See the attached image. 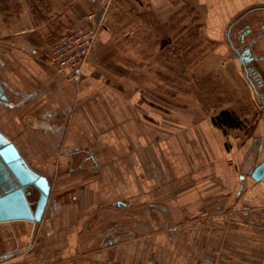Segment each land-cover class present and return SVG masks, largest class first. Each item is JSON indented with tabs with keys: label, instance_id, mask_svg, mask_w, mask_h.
Here are the masks:
<instances>
[{
	"label": "crops",
	"instance_id": "obj_1",
	"mask_svg": "<svg viewBox=\"0 0 264 264\" xmlns=\"http://www.w3.org/2000/svg\"><path fill=\"white\" fill-rule=\"evenodd\" d=\"M135 1L169 29L185 7L200 8L218 56L233 52L239 22L264 18V0ZM116 5L70 84L47 51L81 24L89 0H0V134L50 185L39 222L0 221V264H212L202 243L205 232L215 237V217L237 221L264 247V177L237 175L243 204L226 212L250 142L198 112L141 98L123 68Z\"/></svg>",
	"mask_w": 264,
	"mask_h": 264
},
{
	"label": "rangeland",
	"instance_id": "obj_2",
	"mask_svg": "<svg viewBox=\"0 0 264 264\" xmlns=\"http://www.w3.org/2000/svg\"><path fill=\"white\" fill-rule=\"evenodd\" d=\"M59 1L67 5L73 0ZM113 4L119 8L115 35L124 58L123 68L126 73L137 76L143 100L175 112L185 109L190 113L198 112L211 123L220 111L227 110L241 122V128L237 129L217 127L223 134L244 137L251 144L235 176L237 194L232 197V205L225 203L229 207L226 212L234 210L239 213L247 184L237 175H249L260 162L259 144L264 142V98L261 101L251 82L244 76L233 52L215 55V42L206 34L205 14L200 8L191 5L185 7L169 29L158 23L144 2L114 0ZM231 58L234 61L228 60ZM259 65L263 68L264 77V62ZM263 91L264 87L258 92L264 95ZM241 183L244 190L238 199ZM213 224L215 237L205 232L202 243L204 249L208 248L203 256L209 257L212 264H228L230 260L264 264V247L254 243L259 237L249 239L243 226L230 219L215 217ZM213 224L210 222L211 226ZM28 228L31 234V228ZM211 239H215V249ZM11 246H16L14 239ZM3 247L1 238L0 252L4 250Z\"/></svg>",
	"mask_w": 264,
	"mask_h": 264
},
{
	"label": "water",
	"instance_id": "obj_3",
	"mask_svg": "<svg viewBox=\"0 0 264 264\" xmlns=\"http://www.w3.org/2000/svg\"><path fill=\"white\" fill-rule=\"evenodd\" d=\"M246 53H249L246 50ZM240 60L243 55L239 56ZM1 90V88H0ZM264 126V108L262 111ZM254 181L264 177L262 162L250 172ZM243 176L240 177V180ZM30 188L37 190L35 201L28 200ZM244 188L240 185V191ZM50 185L47 179L30 169L13 144L0 134V221L24 219L39 222L47 206ZM123 206L122 204H119Z\"/></svg>",
	"mask_w": 264,
	"mask_h": 264
},
{
	"label": "built area",
	"instance_id": "obj_4",
	"mask_svg": "<svg viewBox=\"0 0 264 264\" xmlns=\"http://www.w3.org/2000/svg\"><path fill=\"white\" fill-rule=\"evenodd\" d=\"M89 12L81 24L50 44L48 61L57 68L66 70L67 82L77 84L91 51L97 46L99 32L109 28L107 13L114 0H89Z\"/></svg>",
	"mask_w": 264,
	"mask_h": 264
},
{
	"label": "flooded vegetation",
	"instance_id": "obj_5",
	"mask_svg": "<svg viewBox=\"0 0 264 264\" xmlns=\"http://www.w3.org/2000/svg\"><path fill=\"white\" fill-rule=\"evenodd\" d=\"M237 26V29L233 31L234 38L231 40V47L239 59L244 76L251 82L255 92L263 101L264 95L258 91L264 87L263 68L259 65V63L264 62V18L260 17L257 21L252 18L247 19L239 22ZM246 50L249 53H246ZM241 55L243 58L240 60L239 56ZM243 189L239 190L238 193H241ZM29 190L31 194L27 196L28 200L35 201L37 191L35 189Z\"/></svg>",
	"mask_w": 264,
	"mask_h": 264
},
{
	"label": "trees",
	"instance_id": "obj_6",
	"mask_svg": "<svg viewBox=\"0 0 264 264\" xmlns=\"http://www.w3.org/2000/svg\"><path fill=\"white\" fill-rule=\"evenodd\" d=\"M212 124L221 129L241 128V122L227 110H222L212 119Z\"/></svg>",
	"mask_w": 264,
	"mask_h": 264
},
{
	"label": "bare ground",
	"instance_id": "obj_7",
	"mask_svg": "<svg viewBox=\"0 0 264 264\" xmlns=\"http://www.w3.org/2000/svg\"><path fill=\"white\" fill-rule=\"evenodd\" d=\"M30 189H34V188H30ZM36 190V189H35ZM30 191V190H29ZM37 191V190H36ZM30 194H31V191H30Z\"/></svg>",
	"mask_w": 264,
	"mask_h": 264
}]
</instances>
